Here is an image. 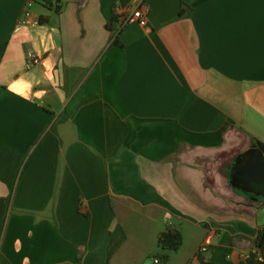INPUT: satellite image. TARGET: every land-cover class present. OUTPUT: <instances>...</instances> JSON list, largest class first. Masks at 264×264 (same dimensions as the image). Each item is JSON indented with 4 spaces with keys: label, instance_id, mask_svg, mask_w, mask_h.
Here are the masks:
<instances>
[{
    "label": "crops",
    "instance_id": "0c3cea01",
    "mask_svg": "<svg viewBox=\"0 0 264 264\" xmlns=\"http://www.w3.org/2000/svg\"><path fill=\"white\" fill-rule=\"evenodd\" d=\"M262 144L264 0H0V264L264 259Z\"/></svg>",
    "mask_w": 264,
    "mask_h": 264
},
{
    "label": "trees",
    "instance_id": "16d2710c",
    "mask_svg": "<svg viewBox=\"0 0 264 264\" xmlns=\"http://www.w3.org/2000/svg\"><path fill=\"white\" fill-rule=\"evenodd\" d=\"M184 7L181 6L179 14H182ZM118 14L115 10L112 11L110 18L106 22V25L113 30L114 37L112 42H118L116 38V33L119 31L120 27L113 25V22L118 20ZM256 245H260L264 241V225L260 226L257 230V234L253 239ZM182 242L181 232L173 226H167L157 238V245L160 248V253L158 257L161 259V262H165L168 258V252L170 250L177 249ZM199 264H264V259L259 257L255 251H249L244 259L239 260L236 263H229L223 261H216L212 259H206L203 256L199 257Z\"/></svg>",
    "mask_w": 264,
    "mask_h": 264
},
{
    "label": "built area",
    "instance_id": "2783aa9c",
    "mask_svg": "<svg viewBox=\"0 0 264 264\" xmlns=\"http://www.w3.org/2000/svg\"><path fill=\"white\" fill-rule=\"evenodd\" d=\"M24 13L26 14L27 10H24ZM147 13H148V7L146 5L144 6L138 5L136 7H133L130 12L124 14L122 19L120 20V24H123L125 21H130L135 19L138 23L143 25L146 23ZM26 58H27L26 65H31L33 63H36L40 59L39 54L35 53L32 50L27 51ZM204 249H205V245H201L199 247V251H202ZM153 262L157 263L158 259L153 258Z\"/></svg>",
    "mask_w": 264,
    "mask_h": 264
},
{
    "label": "water",
    "instance_id": "95a60500",
    "mask_svg": "<svg viewBox=\"0 0 264 264\" xmlns=\"http://www.w3.org/2000/svg\"><path fill=\"white\" fill-rule=\"evenodd\" d=\"M263 150H264V145L262 144L259 147V149L255 150V151L251 150V157H255V158L260 157L261 152ZM260 160H263L264 161V157H261ZM253 181L255 183H261V182L264 183V175L263 176H257L255 178H253ZM263 195H264V191H263Z\"/></svg>",
    "mask_w": 264,
    "mask_h": 264
},
{
    "label": "rangeland",
    "instance_id": "374dc122",
    "mask_svg": "<svg viewBox=\"0 0 264 264\" xmlns=\"http://www.w3.org/2000/svg\"><path fill=\"white\" fill-rule=\"evenodd\" d=\"M150 264H154V263H150ZM158 264H164L163 262H159Z\"/></svg>",
    "mask_w": 264,
    "mask_h": 264
}]
</instances>
